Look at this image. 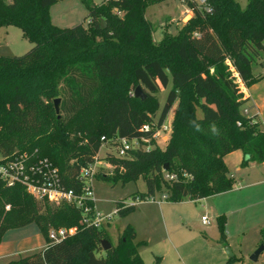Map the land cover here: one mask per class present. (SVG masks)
<instances>
[{
	"label": "trees",
	"instance_id": "trees-1",
	"mask_svg": "<svg viewBox=\"0 0 264 264\" xmlns=\"http://www.w3.org/2000/svg\"><path fill=\"white\" fill-rule=\"evenodd\" d=\"M58 1L0 0V28L16 26L34 45L23 56L0 57L3 157L28 153L47 159L58 168L66 187L79 192L80 171L95 162L102 137L144 138L152 148L132 151L127 159L109 155L113 174L96 178L114 175L113 182L124 185L142 178L147 193L134 199L147 201L165 191L173 203L232 191L235 180L224 159L235 151L245 154V166L264 163V132L256 118L243 114L247 100L239 83L251 88L261 79L255 78L252 66L264 53V0H248L246 9L236 0H205V5L188 0L193 17L176 35L164 31L159 42L145 13L169 0H106L101 6L84 0L90 10L87 27L65 29L51 21L49 10ZM125 72L147 98L117 93L105 106L102 135L93 127L69 132L75 119L106 95V83L122 79ZM170 84L159 124L176 103L177 107L171 139L160 149L154 130L144 127L154 123L157 95ZM56 94L60 115L54 106L56 119L51 125L47 102ZM167 175L176 179L168 180ZM116 210L125 217L136 206L119 204ZM81 220V211L72 204L37 200L22 185L8 187L0 181V246L8 231L33 223L47 243L43 251L6 264H145L139 254L144 243L136 241L134 227L128 225L117 245L99 255L108 235L103 228L83 226ZM226 223L225 215L218 217L223 240ZM61 228L77 232L51 242L49 231ZM261 234L264 240V229ZM238 261L232 257L228 264Z\"/></svg>",
	"mask_w": 264,
	"mask_h": 264
},
{
	"label": "rangeland",
	"instance_id": "rangeland-1",
	"mask_svg": "<svg viewBox=\"0 0 264 264\" xmlns=\"http://www.w3.org/2000/svg\"><path fill=\"white\" fill-rule=\"evenodd\" d=\"M192 1L200 4V0ZM236 1L242 9L247 8L248 0ZM105 2L106 0H93V3L98 6L104 5ZM187 2L188 0H169L166 3L147 8L145 15L156 29L154 33V40L156 42L162 40L164 31L176 35L190 21L193 17V12L189 9ZM49 12L52 24L59 28H74L79 25L87 27L88 25L86 18L90 10L84 0H59L51 6ZM33 46V44L23 37V32L20 28L16 26L0 28V57H20L28 53ZM263 61L264 53L261 54L260 58L252 66L255 78L262 79L264 75ZM239 83L241 84V89L246 91V86L241 81ZM106 84L108 86L105 88L106 95L90 104L75 119L72 123L74 124V128L70 126L69 132L74 134L75 128L83 130L93 127L97 134L102 135V116L105 106L112 99V96L123 92L134 97V92L139 87L134 83L130 72H125L122 79L109 81ZM255 85H258V88L256 87V89L252 90V93L254 95L262 93V99L264 100V84L258 82ZM171 88L172 84L158 93L157 101L159 108L154 109V112L151 114L155 120L160 119ZM57 94L47 102L51 125H54L56 119L54 101L60 99V96ZM176 107L177 103L172 107L165 119V123L171 128ZM202 116L203 113L199 109L198 117L201 118ZM81 134L82 131L79 132L82 138ZM164 138L159 137L155 140L156 146L160 149L166 148L171 139V133ZM44 141L41 140L40 143ZM106 154H117V152L114 148L108 147L102 150L101 158L104 159ZM102 166H105L104 162L100 165V168ZM113 176L110 179L98 177L93 183L98 212L106 217L113 216L112 220L103 227L104 232L109 237L106 240H109L113 247L117 245L120 233L131 223L130 221H134L140 227V234L137 236L136 241H144L141 248L144 260L147 261L146 264L150 263L149 261L152 260V257L155 262L154 264H156L157 258H160V264H228L230 260L228 250L232 252L233 257L240 259L236 264H264V252L257 262L251 261L253 254L264 242L263 236L260 233V229L264 228V222H259L264 215V204L261 203L254 206L245 213L249 215L247 218L255 219L252 224H249L248 221L246 233L238 234V232H235L230 227L231 234L227 233L226 230V238L223 240L217 220L214 214L210 213L211 204H209V201L186 200L182 203L163 201L164 205L171 204L170 206H172L168 212L166 211L167 213L165 212L167 226H165L163 217L156 206H152L150 213H147L150 218L149 222L144 220L145 216H147V214L144 215L145 212H142V214L137 213L139 209L144 208L145 210V208H149L146 205H139V209L134 214L132 212V214L125 217L116 214L119 204L132 205L134 197L146 194L147 185L142 178L125 185L120 181L114 183ZM247 192L251 191H243L241 194L245 196ZM166 195L167 193L164 191L158 193L156 197L158 200H162V197ZM204 216L210 219L211 224L209 226L203 225L202 217ZM254 223H262L263 226H253ZM74 230L77 232V228H74ZM41 241L43 240L40 229L35 223L8 231L0 246V264H6L12 260L31 255L30 249L36 250ZM173 246L177 249V252L174 251ZM105 253L100 246L99 255H105Z\"/></svg>",
	"mask_w": 264,
	"mask_h": 264
},
{
	"label": "built area",
	"instance_id": "built-area-1",
	"mask_svg": "<svg viewBox=\"0 0 264 264\" xmlns=\"http://www.w3.org/2000/svg\"><path fill=\"white\" fill-rule=\"evenodd\" d=\"M200 5H205V0H200ZM240 81V80H239ZM246 90V88H245ZM245 100H247L246 91ZM243 114L248 116V111ZM160 120H155L153 124L146 125L144 131L154 130V139L170 135L171 127L165 121L159 124ZM164 138V139H165ZM102 146L95 159V162L84 167L80 171L79 180L82 183L81 190L78 192L75 189L66 187L61 179L58 168L47 159H41L37 155L22 153L15 155L12 158H0V181L8 187L22 185L26 191L35 199L48 201L54 204L67 202L74 205L82 213L81 224L85 227L102 229L106 223H109L113 216L106 217L96 208V200L93 189V183L97 175L105 173L106 175L113 174V167L110 161L107 160L109 155L118 159H127L129 154L135 150H148L151 148L149 141L142 139H125L115 137L112 140H107L105 137L101 138ZM112 147L117 154H106L104 159L101 158V152L104 148ZM105 166L100 168L102 163ZM168 180L176 179L175 175H167ZM167 196H163L162 200L151 198L149 201L161 204L167 201ZM139 198L133 200V204L137 206L141 203ZM8 205L6 210H10ZM117 214V210H116ZM202 222L205 226H209L211 221L208 217H202ZM76 233L74 228L71 229H52L49 231V239L51 242H61Z\"/></svg>",
	"mask_w": 264,
	"mask_h": 264
},
{
	"label": "crops",
	"instance_id": "crops-1",
	"mask_svg": "<svg viewBox=\"0 0 264 264\" xmlns=\"http://www.w3.org/2000/svg\"><path fill=\"white\" fill-rule=\"evenodd\" d=\"M259 82L261 84H264V75ZM256 87L258 88V85H254L251 88L246 87L247 102L242 108V112L247 110L248 111L247 117L256 118V122L259 123L261 131L264 132V100L262 99L263 98L262 93H260L259 95H254L252 93V90L256 89ZM224 160L230 172L231 177H233L235 180L234 189L230 192L219 194L200 201H204V202L209 201V204H211L210 213L214 214L216 220L218 219V217L222 215L226 216L227 233L231 234L230 231V227H231V229L235 230V232H238V234H243L246 233L245 230L246 227L248 226L247 224L248 221L249 224H252L255 221L254 218L253 219L247 218L249 215L245 213L254 206H257L261 203L264 204V163L259 164L257 162H250L248 165L245 166L244 165L245 154L240 150L227 155ZM249 190L251 192H247L245 196L241 194L243 191H249ZM139 205L140 206L146 205L149 208H145V210L143 208L140 210ZM170 205L171 204L164 205L163 203L158 204L151 201H146V202L144 201L137 205L136 210L139 209V212L137 213L142 214V212L143 213L145 212L144 215H146L147 213H150L152 206H156L158 211H160L163 217L165 226H167L165 212L166 211L168 212L170 207H172ZM148 216L149 215L147 214V216H145L144 218L146 222L150 221V218ZM130 222L131 223H129L128 225L134 227L136 231V236H138L140 234V227L134 221H130ZM259 222L262 223L264 222V215ZM262 223L261 224L254 223L253 226L261 227L264 224ZM260 233H261V229H260ZM41 238L43 241H41L40 245L36 247L37 249L36 250L30 249L32 254L46 249L47 243L43 238L42 234H41ZM142 246L143 245H141L139 248V254L146 264L147 261L144 260L143 252L141 248ZM173 249L175 252H177V249L174 246ZM156 254H160V253H156ZM153 256H155V254H153ZM149 262H150L149 264L155 263L153 261V257L152 260H150Z\"/></svg>",
	"mask_w": 264,
	"mask_h": 264
},
{
	"label": "water",
	"instance_id": "water-1",
	"mask_svg": "<svg viewBox=\"0 0 264 264\" xmlns=\"http://www.w3.org/2000/svg\"><path fill=\"white\" fill-rule=\"evenodd\" d=\"M134 97L144 101L147 98V94L139 86L136 88V90L134 92ZM60 103H61V99H56L54 101L55 111H56L57 115H60ZM246 159L249 160V157H246ZM165 170H167V167H165ZM101 245H102V248L105 252H108L109 250H111L113 248V245L111 244V242L109 240H103L101 242ZM263 252H264V244L262 246H260L258 248V250L253 254V256L251 257V261L257 262L259 260V257L261 256V254ZM228 256H229V258L233 257V254L230 250H228Z\"/></svg>",
	"mask_w": 264,
	"mask_h": 264
}]
</instances>
